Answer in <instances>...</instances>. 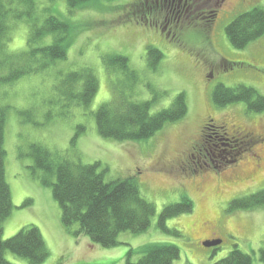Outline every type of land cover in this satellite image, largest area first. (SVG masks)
<instances>
[{"label": "rangeland", "instance_id": "obj_1", "mask_svg": "<svg viewBox=\"0 0 264 264\" xmlns=\"http://www.w3.org/2000/svg\"><path fill=\"white\" fill-rule=\"evenodd\" d=\"M34 1L37 22L40 24L50 15L68 21L74 29L69 37L73 42L66 60L58 61L43 73L0 88V105L6 107L5 179L12 201L11 214L2 225V240L13 237L25 226L36 227L48 251L43 264H58L60 253L66 257L63 264H124L130 250L135 254L151 245L178 248L179 259L173 264H212L234 249L248 255L251 264H262L259 252L264 247V209L229 213L228 206L233 200L264 190V168L246 183L229 184L236 167L253 165L252 153L264 155V143L258 142L252 151L241 153L237 166L228 164L223 170L215 169L212 157L205 160L209 167L199 169V155L194 156L193 148L209 136L219 152L226 150L220 146L224 143L220 139L222 133H202L208 117L218 125L229 127V133L234 129L254 134L264 131V113L248 114L242 103L218 108L211 99L219 84L245 85L264 95V36L236 50L225 34L226 26L235 17L256 7L264 8V0H225L212 24L185 26L180 44L164 39L155 30L145 31L141 25L137 26L135 22L141 23L138 14L127 17L137 0L94 1L71 15L66 0ZM8 31L7 50L15 54L24 50L27 25L15 23ZM148 46L163 55L155 71L146 63ZM110 55L128 58L129 69L138 73L135 85L128 86L119 69L107 74L102 60ZM208 66L214 68L211 76L206 70ZM83 68L93 70L98 91L87 109L65 108L55 89L60 76ZM113 87L132 101H151V113L169 108L174 98L184 93L187 115L165 125L147 140L104 139L97 134L94 113L114 98ZM21 112L28 113L25 115L28 122L20 116ZM77 132L72 146L71 140ZM33 144L46 148L54 163L100 162L99 172L104 169L105 182L133 178L141 196L155 206L148 230L137 235L121 233L119 245L108 249L90 243L83 235L77 239L69 235L61 224L60 206L52 196L55 177L34 167L29 155ZM183 195L192 201L191 212L166 222V228L179 233L178 237L161 232L157 221L162 208L178 203ZM193 218L194 223L189 225ZM73 230H77L76 225ZM210 239L221 243L204 247ZM4 258L11 264H29L8 251ZM137 258L135 255L132 260L135 262Z\"/></svg>", "mask_w": 264, "mask_h": 264}, {"label": "trees", "instance_id": "obj_2", "mask_svg": "<svg viewBox=\"0 0 264 264\" xmlns=\"http://www.w3.org/2000/svg\"><path fill=\"white\" fill-rule=\"evenodd\" d=\"M94 1L100 0H66L69 15L73 14L72 11ZM36 10L34 0H0V88L43 73L58 61L67 58V51L73 42V38L69 39L71 31H74L73 25L53 15L45 17L39 24L36 19L38 18ZM133 14L136 15L134 9L127 17ZM15 23H23L28 27L26 48L16 54L7 50L10 34L8 30ZM135 23L137 26L141 25L140 27L145 31L152 30L143 21ZM225 34L230 45L236 50H242L249 43L261 38L264 36V8L256 7L241 13L226 26ZM145 51L147 66L151 71H155L163 55L152 46H148ZM102 61L108 75L119 69L123 71L125 80L129 83L128 86L138 82V73L129 69L128 58L110 55L104 57ZM98 88V80L93 70L83 68L62 74L55 89L62 97L65 108L75 106L87 109ZM114 95L111 101L102 104L94 113L97 134L114 142L147 140L165 125L184 118L188 111L184 93L178 94L169 108L157 113H151V101H132L123 91H117L116 88H114ZM211 99L218 108L242 103L248 114L264 113V95L245 85L227 87L219 84L212 91ZM27 114V112H21L20 116L25 118ZM23 120L28 122L29 119ZM208 120V129L212 131L211 133L216 135L219 132L222 133L221 142L227 144L224 141L227 137L223 134L224 131L229 133L227 130L229 127L218 125L209 117ZM5 125L6 107L0 105V264H11L4 258L6 251L27 260L29 264H43L48 258V251L36 227L25 226L5 241L1 237L2 225L12 211L10 189L5 179L6 153L3 147ZM79 131H83V128ZM78 134L79 132L71 140L72 146ZM224 143L221 144L224 145ZM256 144L250 149H235L236 163L232 166H237L241 153L252 151ZM29 155L35 168L54 175L52 196L60 206L61 224L69 235L76 239L83 235L90 243L108 249L119 245V234L124 232L134 235L142 234L150 227L151 219L156 211L155 206L141 196L138 183L133 178L105 182L104 169L99 172L100 162L85 165L80 161L62 160L54 163L51 153L40 144L31 145ZM200 163H198L199 169H201L200 166H205ZM225 167L222 166V168ZM245 169L248 168L245 167ZM191 208L192 201L185 195L178 203L164 206L157 221L159 230L178 237L179 233L166 228V222L188 214ZM260 208L264 209V190L233 200L229 203L228 212L252 211ZM75 225L77 230H73ZM217 249L218 247L213 251ZM135 255L138 258L134 262L132 258ZM179 255L180 251L175 246L151 245L139 249L135 254L130 250L126 255L125 264H173L179 259ZM58 257L60 258L58 264H63L66 257H62V253ZM259 259L264 264V247L259 252ZM212 264H251V258L238 249H234L228 256Z\"/></svg>", "mask_w": 264, "mask_h": 264}, {"label": "flooded vegetation", "instance_id": "obj_3", "mask_svg": "<svg viewBox=\"0 0 264 264\" xmlns=\"http://www.w3.org/2000/svg\"><path fill=\"white\" fill-rule=\"evenodd\" d=\"M224 2L225 0H137L133 7L134 13L139 15L140 20L148 28L155 30L159 35L161 34L164 39L180 44V37L185 26L204 27L212 24ZM186 21L188 22L185 23ZM213 69L212 66L206 67L210 76ZM208 122L209 120L206 118L202 128L204 135L205 131L210 134L212 132L208 129ZM229 129L227 130L229 131ZM223 135L227 137L224 140L227 144L222 145L226 148L222 152L218 151L219 147L212 143L213 139L209 136L204 137L203 143L194 146L193 151H196L194 156L199 155L200 159L198 163L202 161L203 165L208 166L209 164L205 160L212 157L215 160V168L228 164L232 165L236 163L234 159L236 157L235 149H250L255 143H264V131L261 134H254L234 129L230 133L224 131ZM257 153V155L253 153L251 156L254 163L250 168L237 167V169H234L235 172L230 179V185L246 183L263 170L264 155L261 156L259 152ZM212 240L210 239V241Z\"/></svg>", "mask_w": 264, "mask_h": 264}, {"label": "water", "instance_id": "obj_4", "mask_svg": "<svg viewBox=\"0 0 264 264\" xmlns=\"http://www.w3.org/2000/svg\"><path fill=\"white\" fill-rule=\"evenodd\" d=\"M218 243H220V242H218ZM218 243H205V244H203V246H204V247H214V246H216Z\"/></svg>", "mask_w": 264, "mask_h": 264}, {"label": "bare ground", "instance_id": "obj_5", "mask_svg": "<svg viewBox=\"0 0 264 264\" xmlns=\"http://www.w3.org/2000/svg\"><path fill=\"white\" fill-rule=\"evenodd\" d=\"M206 167V166H205ZM216 169V168H215ZM224 168H222V170H223ZM194 219L195 218H193V219H191L189 222H188V224L190 225V223L192 222V223H194Z\"/></svg>", "mask_w": 264, "mask_h": 264}]
</instances>
